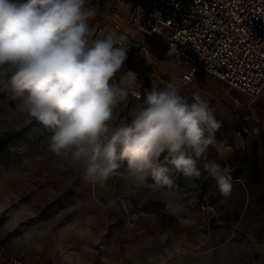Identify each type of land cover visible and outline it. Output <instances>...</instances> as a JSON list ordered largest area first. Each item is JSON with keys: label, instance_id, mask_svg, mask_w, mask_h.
Listing matches in <instances>:
<instances>
[{"label": "rangeland", "instance_id": "1", "mask_svg": "<svg viewBox=\"0 0 264 264\" xmlns=\"http://www.w3.org/2000/svg\"><path fill=\"white\" fill-rule=\"evenodd\" d=\"M23 3L25 0H14ZM91 36L95 24L89 20ZM99 38V37H98ZM135 87L110 122H130L144 92L172 83L192 102L205 98L221 127L208 161L227 168L232 192L216 181L170 169L173 187H136L124 175L94 185L81 169L48 151L51 133L0 91V245L5 255L38 264H264V97L250 101L214 76L181 78L185 67L151 43ZM126 64L112 82L126 74ZM111 83V82H110ZM168 150L161 153L164 163ZM126 173L127 161H119Z\"/></svg>", "mask_w": 264, "mask_h": 264}, {"label": "clouds", "instance_id": "2", "mask_svg": "<svg viewBox=\"0 0 264 264\" xmlns=\"http://www.w3.org/2000/svg\"><path fill=\"white\" fill-rule=\"evenodd\" d=\"M98 8L91 0H0V91L51 133L48 151L94 185L119 174L136 187L151 180L171 189L170 169L199 179L197 161L204 159L203 173L227 199L229 170L206 158L221 123L199 93L190 103L172 83L146 90L130 122L110 123L137 75L128 70L112 82L127 59V38L108 32L89 40ZM176 51L171 45L167 55ZM125 160L126 173L118 172Z\"/></svg>", "mask_w": 264, "mask_h": 264}, {"label": "built area", "instance_id": "3", "mask_svg": "<svg viewBox=\"0 0 264 264\" xmlns=\"http://www.w3.org/2000/svg\"><path fill=\"white\" fill-rule=\"evenodd\" d=\"M99 5L89 40L115 32L128 44L126 71L154 58L152 42L185 67L181 78L214 76L248 100L264 97V0H91ZM157 14V15H155ZM0 264H38L5 255Z\"/></svg>", "mask_w": 264, "mask_h": 264}]
</instances>
